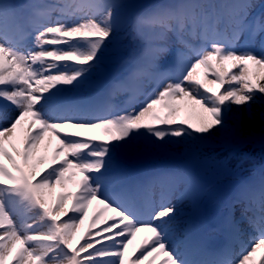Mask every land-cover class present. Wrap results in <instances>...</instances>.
Returning <instances> with one entry per match:
<instances>
[{"label": "snow or ice", "instance_id": "snow-or-ice-1", "mask_svg": "<svg viewBox=\"0 0 264 264\" xmlns=\"http://www.w3.org/2000/svg\"><path fill=\"white\" fill-rule=\"evenodd\" d=\"M114 7L86 0L76 6L84 13L79 20L37 25L32 46L20 50L9 40L8 14L0 6V99L17 112L0 127V264H202L171 247L174 206L162 205L140 219L105 195L102 181L111 152L134 146L139 136H204L224 127L231 105H250L256 94L264 100V47L237 51L209 40L207 17L195 6L190 14L183 4L158 7L136 20L146 60L132 75L150 74L170 51L169 34L194 54V62L178 63L175 80L162 76L167 82L139 108L93 116L86 103L64 105L61 86L77 87L99 66L115 31ZM85 10L98 11L99 18ZM259 33L264 23L251 35ZM185 34L210 47L193 48ZM261 212L257 235L232 264H264V200Z\"/></svg>", "mask_w": 264, "mask_h": 264}, {"label": "rangeland", "instance_id": "rangeland-1", "mask_svg": "<svg viewBox=\"0 0 264 264\" xmlns=\"http://www.w3.org/2000/svg\"><path fill=\"white\" fill-rule=\"evenodd\" d=\"M34 1L37 2V4L41 3V0ZM108 1L116 2L117 0H93V2L101 4H107ZM212 1L214 0H208L209 4H211ZM215 1L217 8H219L218 18H222L223 12L220 8L221 3L218 0ZM84 2H86V0H55V10L53 12L54 14L50 17L51 20L47 21L45 24L56 23L58 20H62L61 22L68 23L79 20L84 15V13L82 11H77L74 6L76 7L77 5ZM230 2L235 3L238 6L228 9L229 14H225L226 19L229 23L225 25V23L219 22L220 24H217L218 32H214L215 35L209 29L208 39H218L220 40V42L235 48V50L241 51L246 47V44H244V38L247 31L250 29V20L254 16H256L258 23H264V0H230ZM198 4L199 2H197V0H185L183 3V5L186 6L185 12L190 14L193 11V6H195L196 11L197 7L200 6V4ZM116 5L118 6L119 11H114L113 15L115 31L113 36L106 43V46L108 44L109 47L107 48L105 46L104 50H102L99 55V66L80 85H78L77 87L69 86L70 90L68 88V91L64 93V95L75 92V90L82 91L81 89H84V91H86V88L88 86L95 87L96 90H98L101 86L100 82L102 78L106 75V73H108V69L115 68L117 66L116 60H118L119 57H121L122 55H131L134 64L131 67L132 71H135L137 68L141 67L142 62L146 60L143 51L144 44L142 39L139 38V42L135 49L132 45L131 38L132 36L138 37L136 29V20L141 15L134 14L133 16L132 13L129 12L127 5H124L123 3H116ZM245 5H247L246 8L244 7ZM154 9L156 8L150 7V9L147 10L144 14L149 13ZM3 10L5 11V7L3 8ZM85 11H89L90 14H93L94 12V14L97 15V17L99 18L98 11ZM5 12H7V10ZM60 17H62V19H60ZM241 19H243V25L240 24ZM224 26L228 27V29L225 30ZM238 27L241 29L238 33L240 39L238 41L233 42L232 36ZM222 29L223 31H227L229 33L228 38L223 39L221 34ZM121 38H123L124 40L125 47L119 48L118 46L120 44ZM263 38L264 33H259L255 35L253 37L254 45L252 48L255 50H259L264 47ZM184 39L187 40L188 43L196 49L210 47V43L206 42L200 36L193 37L188 34H185ZM229 42L231 43L229 44ZM166 43L170 51L160 56L158 62L156 63L157 67H154L156 71L153 73L154 75L151 78H147L144 74L127 77L126 82L133 86V91L135 93L133 99L137 101L135 103L143 102V97L147 98L151 96L154 91L159 90V88L163 86V83L167 82L165 80H162V76H167V73H164L163 70H161L166 64H169V66L172 68L175 67L176 73H178V77V63L194 62V54L189 49L185 48L182 44H180L174 35L169 34ZM32 44L33 41L29 43L28 46L18 48H20V50H25L27 48H30ZM137 53L139 54L137 55ZM178 54H182L181 56H179V60L177 59ZM171 63H173V65H171ZM128 64L129 62H126V60L122 59L117 73L121 71L122 67L125 68ZM122 90L123 87H120L117 92H120ZM95 97L97 103V96ZM93 100L94 99H92L91 97H87L83 100L82 104L86 103L90 109V106L94 107L96 105V103H92ZM0 108H2L0 110V127H6L8 126L10 121L15 117L17 112L15 106L9 104L7 101H4L2 99H0ZM74 113L75 112H68L67 114L74 115ZM225 121L226 123L224 127L214 129L212 133L204 135L200 138H197L196 135H194L193 133L191 136H184L179 138L169 136L164 141H157V143H159L162 147H164L166 150H169V153L167 154H164L162 148L160 147H156V149L152 147L155 143L150 138H147L148 142H146L145 144L143 135L139 136L136 139L134 146L124 148L129 150L131 152V156L134 158L135 156H141L144 153V151L141 150L144 149L145 145L147 154L149 155V159L155 161L163 160L166 162L168 161L174 163V165L178 169V172L175 175L160 172L162 174V177L156 180L157 188L154 189V191L156 192L157 205L155 206V208L147 211V213L143 214V216H140L138 218H149V214L156 210H159L162 205L174 206L175 211L170 218V225L168 229L170 231L169 240L172 249L181 257L186 251V249L192 247V243L186 245V243H183V240L178 243V239L184 237L183 229L188 226L184 222L187 220L186 211L192 210L194 208L198 210L196 197L201 194V189L203 185L199 183L198 179H196L191 173V170L188 169L189 163L191 161H195L199 168H203L205 169V171L209 172L211 176H215L219 184H224L228 181L229 186H235L237 184L236 178L226 176V169L231 168L234 170L243 166L241 165V161L239 159H236L237 155L233 154L232 152L226 149L227 145L225 144L229 143L230 139L233 137L237 140V138H242L249 132L255 130L264 131V100L260 98V94H256L255 101L250 105L239 107L236 105H231L230 111H226L225 113ZM247 149L250 148L246 147L240 153L244 155ZM113 151L111 153H113ZM182 164L184 165V168L181 167ZM257 165H259L261 168L264 167V159L262 155H260V160L257 162ZM115 166L122 165L119 161H117L115 157H112L109 159L107 168H112ZM252 170L253 168L246 169L244 174L255 178L261 175L262 173L259 170ZM130 175L131 172L129 171L124 174L123 180L120 181V183L122 184L117 182L116 175H112V177L110 178H108V176H104L102 182L104 184L105 195H108L113 199L121 202L124 194L127 193L124 191L120 193L123 194L120 196L119 194H117V191H115V189L117 186L128 185L130 183ZM133 178L134 174H132L131 180ZM110 180H114L115 183L113 192H109L106 190V186H108V183H106V181ZM229 186L226 187L227 191H229ZM212 191L213 190H211L210 192ZM195 212L196 211H194V213ZM89 215L91 216V210H89ZM84 226L85 223L84 225L79 226L81 233H83L84 231ZM101 227H103V225H101ZM237 228L242 227L238 226ZM142 235L143 234H140L137 237V240L134 241L133 246L140 242ZM253 239L251 240L253 241ZM176 240L178 241L175 242ZM133 246H130V250ZM241 255L242 253L240 254V256ZM240 256H238V259L240 258ZM144 264H147V261H145Z\"/></svg>", "mask_w": 264, "mask_h": 264}, {"label": "trees", "instance_id": "trees-1", "mask_svg": "<svg viewBox=\"0 0 264 264\" xmlns=\"http://www.w3.org/2000/svg\"><path fill=\"white\" fill-rule=\"evenodd\" d=\"M156 1H159V0H142V1H138L137 5H132L130 6V10H135V11H139V9H143V4L145 3H148V2H156ZM168 1L169 3H172L174 2V0H166ZM141 4V5H140ZM133 10V11H134ZM252 135L256 136V138L259 140V141H262L264 142V131H260V130H255L252 132ZM262 150L264 151V147L262 148Z\"/></svg>", "mask_w": 264, "mask_h": 264}, {"label": "bare ground", "instance_id": "bare-ground-1", "mask_svg": "<svg viewBox=\"0 0 264 264\" xmlns=\"http://www.w3.org/2000/svg\"><path fill=\"white\" fill-rule=\"evenodd\" d=\"M8 2L6 1V0H1L0 1V6H2L3 8L5 7H7L8 6ZM185 231V230H184ZM183 239V238H182ZM178 240H181V239H178ZM178 240H176L175 242H177ZM184 240V239H183ZM185 241V240H184ZM185 243V242H184Z\"/></svg>", "mask_w": 264, "mask_h": 264}]
</instances>
